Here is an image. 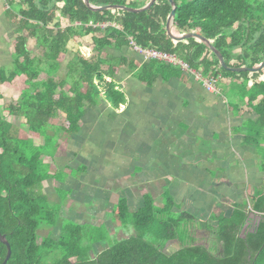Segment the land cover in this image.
<instances>
[{
  "label": "trees",
  "instance_id": "1",
  "mask_svg": "<svg viewBox=\"0 0 264 264\" xmlns=\"http://www.w3.org/2000/svg\"><path fill=\"white\" fill-rule=\"evenodd\" d=\"M173 1V33L201 35L229 67L252 68L264 60V0ZM88 2L98 7L139 8L148 0ZM16 4L17 36L11 68L7 73L0 68V88L19 93V99H6L0 90V109L12 118L23 119L8 121L0 113V234L11 248L6 264H264V182L249 197L250 209L261 214L262 221L241 235L249 213L246 204L237 205L228 217L216 218L212 244H219V249L183 243L179 233L182 215L170 217L171 207L157 208L149 196L132 214L124 199L118 201L114 214L132 225L135 234L97 254L92 252V245L101 236L93 235L87 226L66 224L57 237L38 235L43 225L53 228L58 217L53 208L40 206L43 195L37 194L44 181L55 177L52 153L44 149L52 148L54 135L74 134L85 106L95 104L100 95L114 108L124 102L113 81L117 65L102 57L106 49L118 50L133 43L141 49L174 54L205 76L219 73L244 81L249 73L221 69L216 57L195 39L170 38L165 31L171 11L167 0H157L139 13L93 11L82 0H16ZM58 16L68 25L62 28ZM87 36L91 55L85 58L74 42L82 43ZM28 38L35 41L33 50L26 46ZM69 51L72 59L60 75V57ZM164 66L150 61L143 65L139 78ZM106 77L111 80L106 81ZM154 77L143 80L150 84ZM249 78L247 97L243 93L242 98H247L257 119L247 140L259 144L264 138V67ZM241 87L243 92L245 85ZM50 124L54 130L47 133ZM38 137L43 139L41 145L34 143ZM261 168L264 171V152ZM176 239L182 243L178 250L165 249ZM5 253L0 243V264Z\"/></svg>",
  "mask_w": 264,
  "mask_h": 264
},
{
  "label": "crops",
  "instance_id": "2",
  "mask_svg": "<svg viewBox=\"0 0 264 264\" xmlns=\"http://www.w3.org/2000/svg\"><path fill=\"white\" fill-rule=\"evenodd\" d=\"M16 6V0H0V68L6 73L17 36ZM56 20L62 28L68 25L59 16ZM90 44L75 47L88 58ZM133 45L108 48L102 56L117 65L113 81L124 102L114 108L101 96L95 104L85 106L74 134L53 136L57 141L50 151L53 164L62 168L65 176L48 179L41 188L56 203L61 201L56 190L64 188L67 194L61 201V218L105 227L116 232L118 240L135 234L132 225L118 218L113 222L118 201L124 199L132 214L149 196L155 207L170 206L169 215H182L183 243L219 249V244H212L216 218L230 216L241 204L251 210L249 197L264 182V138L259 144L247 140L257 119L247 98H242L243 93L247 97L250 74L244 81L222 77L216 92H208L194 75L163 63L164 67L143 77L155 76L147 84L139 78L142 67L157 61L147 59ZM26 46L33 50L34 39L28 38ZM69 52L70 56L67 52L60 57L59 74L65 73L72 59ZM221 82L237 83L232 103L218 88ZM0 90L6 97L13 95L5 87ZM60 228L56 223L51 236H58ZM181 244L176 239L165 249L178 250ZM108 246V238L102 235L92 245V252L97 254Z\"/></svg>",
  "mask_w": 264,
  "mask_h": 264
},
{
  "label": "rangeland",
  "instance_id": "3",
  "mask_svg": "<svg viewBox=\"0 0 264 264\" xmlns=\"http://www.w3.org/2000/svg\"><path fill=\"white\" fill-rule=\"evenodd\" d=\"M85 42L86 43H89L90 41H89V37L87 36L86 38H85V40L82 42V43H80L79 41H76L75 43V45H77L78 47L80 46V45H84L85 44ZM76 46V47H77ZM81 51L83 52L84 50L83 49H81ZM81 53V52H80ZM235 53H238V51H236V52H233V55H235ZM67 56H70L71 55V53L70 52H68L67 54H66ZM65 62V61H64ZM158 62V61H157ZM160 63H162V62H160ZM62 73H63V71L61 72V74L60 75H62ZM218 88L219 89H221L222 90V92L226 95V97L229 99V101H230V103H232V96H234V95H236L237 94V89H238V85H237V83L236 82H231V83H219L218 84ZM5 92V91H4ZM6 93V92H5ZM3 94V93H2ZM246 94H247V92H246ZM6 95H7V93H6ZM6 95L4 96L6 99H14V100H16V99H19V93L18 92H16V91H13V95L12 94H9L8 93V95H10L9 97H6ZM101 96H103V95H100L99 96V98H101ZM2 103H3V101H0V105H2ZM0 113L1 114H3L4 116H5V118L8 120V121H20V122H23V119L22 118H12V117H10V116H8V114L5 112V111H2L1 109H0ZM50 129H48L47 130V133L49 132V131H53L54 130V125H51L50 124V127H49ZM23 134H25V133H23ZM34 143L35 144H41V143H43V139L41 138V137H38V138H36L35 140H34ZM56 143H57V141H52L51 142V145L52 146H54V145H56ZM50 149H49V147H47L46 149H44V152H50L49 151ZM52 170H53V173H55V176L57 177H59L60 179L62 178V176L64 177L65 176V172L64 171H62V168H60L58 165H53L52 164ZM75 172V171H74ZM37 194L38 195H43V199L40 197V206H42L43 208H45V207H47V206H49V208H53L57 213V215H58V217H57V220H56V223H58L59 225H60V227L61 226H64V225H66V224H74V225H76V224H78V223H76V221H74V220H71L70 218H66V219H64V218H61L60 216V212H61V201H62V198H64V196L67 194L66 192H65V190H64V188H58V190H56V193H57V195H58V197H60V199H61V201L60 202H58V203H56V202H54V201H52V199H50V197H49V195L48 194H45L44 193V190L42 189V188H38L37 189ZM170 217H172V218H176L177 217V215H169ZM112 217H113V222H117L118 220H117V217H116V215L114 216L113 214H112ZM129 216H127L126 217V219L128 218ZM81 226H84V227H86L85 225H81ZM88 228H90L91 229V233L93 234V235H95V236H98V235H104V237L105 238H108V241H109V245H112V244H114L116 241H118V237H117V233L116 232H111V231H109V230H105V227H101L102 229H100V228H97V227H90V226H87ZM50 229H51V227H49V226H45V225H43V226H41V228H40V231H39V233H38V235L40 236V237H46V236H51V233H50ZM183 230H184V228H183V224H181V226H180V231H179V233H180V236H183V235H181L182 234V232H183ZM112 234H114V235H112ZM54 237H56L57 236V233H55L54 235H53ZM174 249V248H173ZM169 250V249H168ZM168 252V251H167Z\"/></svg>",
  "mask_w": 264,
  "mask_h": 264
},
{
  "label": "water",
  "instance_id": "4",
  "mask_svg": "<svg viewBox=\"0 0 264 264\" xmlns=\"http://www.w3.org/2000/svg\"><path fill=\"white\" fill-rule=\"evenodd\" d=\"M84 5L89 8L90 10L93 11H108V10H122V11H127V12H131V13H139V12H143L145 10H147L151 5H153L157 0H148L147 3H145V5H143L142 7L139 8H129V7H123V6H117V5H106V6H94L92 4H90L88 2V0H82ZM171 6V11L167 17L166 23H165V31L167 33V35L170 38L173 39H195L196 41L202 43L217 59L218 61V65L221 69L227 70V71H231V72H235V73H243V72H248L249 74L252 73H256L259 70H261L264 67V60L261 61L258 65H256L255 67L249 68V67H229L226 65L222 54L204 37H202L201 35L197 34V33H173L171 30L172 24H173V20H174V12H175V3L173 0H167ZM262 221V217L260 214H255L254 212H252L251 210H249L248 216H247V220L244 223L242 230H241V235H244L246 229L250 228V230H254L259 223ZM0 243L2 245L5 246L6 249V253H5V257L2 261L1 264H6V262L8 261V259L10 258L11 255V248L10 245L8 243V241L5 239V236L0 234Z\"/></svg>",
  "mask_w": 264,
  "mask_h": 264
},
{
  "label": "built area",
  "instance_id": "5",
  "mask_svg": "<svg viewBox=\"0 0 264 264\" xmlns=\"http://www.w3.org/2000/svg\"><path fill=\"white\" fill-rule=\"evenodd\" d=\"M134 49L144 55L149 60H154L158 62H162L164 64H169L173 66H177L183 71L190 73L194 75V77L202 83L204 88L208 92H216V83L222 78V76L219 73H216V75H202L200 72L194 70L189 66V64L181 59H179L174 54L165 53L162 51H158L156 49H141L135 45Z\"/></svg>",
  "mask_w": 264,
  "mask_h": 264
}]
</instances>
